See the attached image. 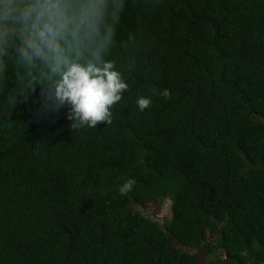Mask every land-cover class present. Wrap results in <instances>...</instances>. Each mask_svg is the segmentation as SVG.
<instances>
[{
  "label": "trees",
  "instance_id": "trees-1",
  "mask_svg": "<svg viewBox=\"0 0 264 264\" xmlns=\"http://www.w3.org/2000/svg\"><path fill=\"white\" fill-rule=\"evenodd\" d=\"M88 2L128 84L110 124L0 57V264L263 262L264 0ZM165 199L163 228L132 206Z\"/></svg>",
  "mask_w": 264,
  "mask_h": 264
},
{
  "label": "clouds",
  "instance_id": "clouds-1",
  "mask_svg": "<svg viewBox=\"0 0 264 264\" xmlns=\"http://www.w3.org/2000/svg\"><path fill=\"white\" fill-rule=\"evenodd\" d=\"M102 27L99 5L88 0H0V57L14 45L20 63L45 70L46 97L70 105L74 123L110 124L111 107L128 84L105 58L110 32ZM136 103L143 111L151 99L140 96ZM134 184L129 177L119 192L128 193Z\"/></svg>",
  "mask_w": 264,
  "mask_h": 264
},
{
  "label": "rangeland",
  "instance_id": "rangeland-1",
  "mask_svg": "<svg viewBox=\"0 0 264 264\" xmlns=\"http://www.w3.org/2000/svg\"><path fill=\"white\" fill-rule=\"evenodd\" d=\"M132 206L136 211H139L143 215L148 216L155 221H158L162 228L164 227V224L167 223L170 219V201L168 199H165L164 201L157 204L148 202L140 205L133 204ZM183 250L189 252L197 251V249L189 248H183ZM197 263L206 264V257L204 254H200L198 256ZM258 264H264V261Z\"/></svg>",
  "mask_w": 264,
  "mask_h": 264
}]
</instances>
